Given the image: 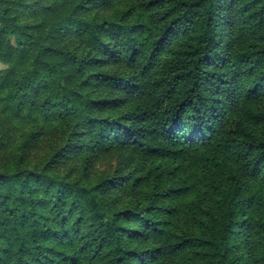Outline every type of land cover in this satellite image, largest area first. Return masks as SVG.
Instances as JSON below:
<instances>
[{
    "label": "trees",
    "instance_id": "1",
    "mask_svg": "<svg viewBox=\"0 0 264 264\" xmlns=\"http://www.w3.org/2000/svg\"><path fill=\"white\" fill-rule=\"evenodd\" d=\"M15 8L0 0V132L1 114L67 124L55 157L82 168L0 170V264H264V0Z\"/></svg>",
    "mask_w": 264,
    "mask_h": 264
},
{
    "label": "rangeland",
    "instance_id": "2",
    "mask_svg": "<svg viewBox=\"0 0 264 264\" xmlns=\"http://www.w3.org/2000/svg\"><path fill=\"white\" fill-rule=\"evenodd\" d=\"M11 2H16V8L13 14L19 15L27 19L30 15H40L42 14V9L46 3L51 0H9ZM130 0H124V4L128 3ZM147 0H133V3L143 2ZM20 2V6L17 4ZM117 7L113 5L111 12L116 13ZM110 13V12H109ZM112 15H106L110 17ZM229 19H226L224 23H227ZM231 30L230 26H224V32ZM2 127L3 130L0 132V145L3 144L4 147L0 146V170L5 168V165L11 164L18 161L19 155L26 154V159L29 166L39 164L43 166L45 163L50 162V165L54 168L51 171L54 175H60L62 178H66L70 181L78 180L81 173V164L78 163L76 159L67 160L65 157L57 156L56 154L60 151V148L64 146L65 140L69 138L70 129L66 126H61L58 128L56 133L45 135L40 134L37 126L33 125H16L8 121L4 114ZM38 138L36 142L32 143L31 148L24 147L23 144H29L28 139L35 136ZM22 144V145H21ZM23 146V149H19V146ZM52 161H55L51 163ZM109 163L108 159H103L97 163L96 173L104 174H114L117 164V157H113ZM124 203H121L123 206Z\"/></svg>",
    "mask_w": 264,
    "mask_h": 264
}]
</instances>
